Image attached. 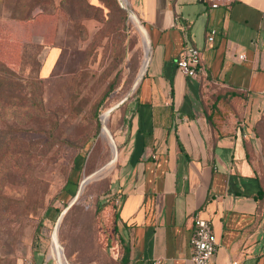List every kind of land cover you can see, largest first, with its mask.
Listing matches in <instances>:
<instances>
[{"label":"crops","instance_id":"1","mask_svg":"<svg viewBox=\"0 0 264 264\" xmlns=\"http://www.w3.org/2000/svg\"><path fill=\"white\" fill-rule=\"evenodd\" d=\"M129 2L149 45L112 179L130 261L191 264L200 217L217 240L212 264H264V0ZM186 45L200 49L196 78L176 67ZM219 88L246 99L216 138L202 99Z\"/></svg>","mask_w":264,"mask_h":264},{"label":"rangeland","instance_id":"2","mask_svg":"<svg viewBox=\"0 0 264 264\" xmlns=\"http://www.w3.org/2000/svg\"><path fill=\"white\" fill-rule=\"evenodd\" d=\"M60 1L20 20L12 0H0V130L19 143L0 161V264L25 256L58 264L54 233L67 264H116L122 257L119 231L107 228L109 211L96 209L116 195L112 179L144 63L143 33L129 0L135 19L104 0H79L92 5L82 11L77 0L65 8ZM127 96L106 121L115 161L61 217L82 179L112 159L100 115Z\"/></svg>","mask_w":264,"mask_h":264},{"label":"trees","instance_id":"3","mask_svg":"<svg viewBox=\"0 0 264 264\" xmlns=\"http://www.w3.org/2000/svg\"><path fill=\"white\" fill-rule=\"evenodd\" d=\"M78 1V8L80 11L85 10L87 8H91L92 5L89 3H83L82 1ZM75 0H61L59 6L65 8L66 6L74 4ZM108 5H112L115 8L122 10V7L118 4L117 0H104ZM12 3L17 7L16 11H12L15 18L20 20H29L33 17V10L37 6L44 7L45 3H51L52 0H12ZM11 4V1L8 2ZM14 9V8H13ZM12 9V10H13ZM124 13V11H123ZM137 88L133 95L136 93ZM132 95V96H133ZM246 99L245 93L232 89V88H219L214 92L211 96H208L205 99H202V106L204 109L206 120L211 127L212 131L215 132L216 138L223 136L224 133L221 131V123L225 121L228 117V112L233 114L236 119H240L241 115L239 114V104L243 103ZM101 99L98 102V105L95 109V115H98V106L100 105ZM239 124L242 122L238 120ZM6 132L0 130V161H2L5 157H7L11 151L19 147L18 141L15 139L7 137ZM258 196H262V189H260V193ZM115 199L117 196L111 198L109 201L101 204L96 209V213L102 214L104 211H109L110 218L108 219L107 228H113L115 232H118L117 222L119 219V206L115 205ZM118 242L121 243L123 252L121 260L116 264H152L148 261H130V248L127 244H125L118 235Z\"/></svg>","mask_w":264,"mask_h":264},{"label":"built area","instance_id":"4","mask_svg":"<svg viewBox=\"0 0 264 264\" xmlns=\"http://www.w3.org/2000/svg\"><path fill=\"white\" fill-rule=\"evenodd\" d=\"M217 30L211 28L207 41H212ZM240 59L244 54L239 55ZM177 70L184 76L196 78L200 73L201 53L200 49L192 45H186L176 58ZM242 124V122L240 123ZM194 228L189 238V261L191 264H212V256L217 249V240L213 234L210 223L200 217L194 218ZM18 264H34L29 256L23 257ZM236 264V262H233Z\"/></svg>","mask_w":264,"mask_h":264},{"label":"bare ground","instance_id":"5","mask_svg":"<svg viewBox=\"0 0 264 264\" xmlns=\"http://www.w3.org/2000/svg\"><path fill=\"white\" fill-rule=\"evenodd\" d=\"M122 1L124 2V0H122ZM133 18L135 19V17H133ZM135 22H136V19H135ZM141 30H142V33H143V45H144V53H145L144 58H143L144 59L143 67H144L146 65V63H147L148 56H149V45H148V41H147L146 32L143 29H141ZM108 111H109V109L107 111L103 112L100 115V118H101V120L103 122L102 135H106V136H108V129L106 127V121L108 119ZM108 138H109V136H108ZM109 141H110L111 150H112L111 151L112 152V160L108 164L105 165V167L98 173L97 176H99V175L103 174L104 172H106L109 169V167L111 166V164L113 163L114 159L117 157L116 146H115L113 140H110V138H109ZM51 255L56 260V262L58 264H65V260L63 258V254H62V252L60 250V247L57 244L56 233H55L54 238L52 240Z\"/></svg>","mask_w":264,"mask_h":264},{"label":"water","instance_id":"6","mask_svg":"<svg viewBox=\"0 0 264 264\" xmlns=\"http://www.w3.org/2000/svg\"><path fill=\"white\" fill-rule=\"evenodd\" d=\"M120 3H121V7L127 11V13H128V15H129L130 18H131V17H136L135 13H134V12L132 11V9L130 8V6H129L127 0H124V2H123L122 0H120ZM136 23L139 25V27H140L141 29H143V30L145 31L144 26L140 23V21H139V19H138L137 17H136ZM146 65H147V63H146ZM146 65H145L144 67L142 66V69H141V71H140V73H139V75H138V77H137V79H136V81H135V83H134V85H133V87H132V90L138 85L140 79L142 78V76H143V74H144V72H145V69H146ZM127 99H128V96H127L126 98H124L122 101H120L118 104H116L115 106L109 108L108 116H109V114H110L113 110H115L118 106H120V105H121L124 101H126ZM100 122H101V125H102V127H103V122H102L101 118H100ZM102 127H101V129H102ZM108 136H109L110 140H112V137H111L109 131H108ZM115 159H116V158H115ZM115 159H114V161H115ZM111 160H112V159H111ZM111 160H110V161H111ZM114 161H113V162H114ZM107 164H108V163H107ZM105 165H106V164H105ZM105 165L102 166V167H100L99 169L95 170L94 172H92L91 174H89L88 176H86V177H84V178L82 179V181H81V183H80V185H79V187H78V191H77L76 196L74 197V199H72V201H71V202L66 206V208L63 210V212H62V214H61V217L63 216V214L65 213V211L70 207V205L73 203V201H74V200L76 199V197L79 195V193L82 191L84 185L87 184L91 179L95 178V177L98 175V173H99V172L105 167ZM61 217H60V218H61ZM59 220H60V219H59ZM54 235H55V233L53 234L52 240H53V238H54ZM57 244H58V241H57ZM58 246L60 247L59 244H58ZM60 250H61V252H62V248H61V247H60ZM65 264H67L66 261H65Z\"/></svg>","mask_w":264,"mask_h":264}]
</instances>
